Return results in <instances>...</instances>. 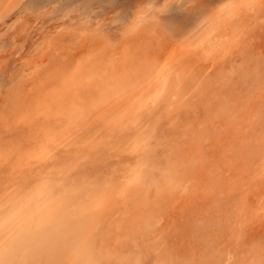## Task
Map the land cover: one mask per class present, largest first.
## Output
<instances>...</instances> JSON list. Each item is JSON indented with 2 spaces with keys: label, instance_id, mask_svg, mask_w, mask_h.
<instances>
[{
  "label": "bare ground",
  "instance_id": "obj_1",
  "mask_svg": "<svg viewBox=\"0 0 264 264\" xmlns=\"http://www.w3.org/2000/svg\"><path fill=\"white\" fill-rule=\"evenodd\" d=\"M173 1L165 0L160 9ZM15 2L0 0V13ZM137 9L120 32L118 46L77 56L73 65L78 69L61 62L65 47L60 41L66 31L85 37L92 30L88 26L42 30L18 58V78L32 84L33 94L13 111L10 123L32 130L16 144L0 143V168L11 169L0 186V208L45 181L57 186L59 197L52 224L24 259L27 264H143L140 228L147 227L145 219L158 216L171 238L167 253L160 255L172 260L161 256L155 264H189L186 255L210 257V245L230 247L236 264H264L260 248L249 249L252 242L244 247L240 241L247 229L264 224V0H232L204 16L180 41L164 36L161 22ZM83 37L79 41L85 44ZM6 56L0 54V65ZM83 66H92L93 74L88 76ZM193 95L199 105L188 101ZM197 105L204 110H196L168 141L169 165L187 162L171 186L161 179L155 190L137 185L132 170L117 191L118 183L107 180L82 194L78 186L91 178L78 170L107 137L121 139L114 157L138 155L162 118L190 114ZM20 260L16 252L0 251V264Z\"/></svg>",
  "mask_w": 264,
  "mask_h": 264
},
{
  "label": "rangeland",
  "instance_id": "obj_2",
  "mask_svg": "<svg viewBox=\"0 0 264 264\" xmlns=\"http://www.w3.org/2000/svg\"><path fill=\"white\" fill-rule=\"evenodd\" d=\"M231 1L232 0H174L173 2L169 3V5L161 9L160 6L163 5L165 0H19V2H15L13 7H11L9 10H6L7 12L3 11L4 13H0V54H6L8 56H6L5 60L0 65V143L7 144L9 146L11 144H16L18 139H26V137H28L30 134L29 130H32V128L28 125L17 124L16 126V124L10 123V120H12L11 118H14L12 117V114H14L13 111L17 110V108L23 103L24 99H29V97H31L33 94V87H30L32 84L28 82L25 84L22 78H18L17 70L20 68L18 58H20V56L29 47L34 36H36L42 30H56L61 24H72L76 26L81 25L85 27L88 26L92 29L91 32L85 37L82 36V33H75L73 30V33H71V31H66L63 33V39H61L60 42L65 47V51H63L65 53H63V55L61 52L62 56L59 55V58L64 65H66L70 70H73V68L78 69L79 67L77 65H73V62L76 64L75 58L77 56L80 58H83L86 55L92 57L99 53L104 54L108 50L112 51L113 49L111 48L115 49L118 46L120 32L122 31L123 27L129 23L133 17V13L138 10L137 7L139 9H143L148 17L154 21H157L156 23L159 24L161 22L160 24L162 34L164 36L174 41H180L187 38L188 35L194 32L193 30L196 29L197 25L204 16H212V13L215 14L218 10H220V8ZM196 32L199 31L195 30V33ZM100 35L103 36V38H101ZM82 37L84 40L88 39L85 41V44H82L79 41ZM90 38L93 39V42H90ZM54 54L55 55H53V59L54 57H58V52L55 51ZM67 54L70 55V58ZM72 54L74 55L72 56ZM86 67L87 66H83L82 69ZM86 69H89L88 76L93 74L92 66H88ZM22 85L24 86L22 87ZM193 96L188 101L190 103L194 102L193 104L199 105L201 102L198 100V97L196 95ZM199 108L204 110L202 106H198V108H195V111L193 109V112L190 114L176 112L173 114V118L171 120H168L169 118L165 117L162 118V121L160 120L153 129L152 138H150L149 135L148 139L146 140L143 151V153L145 152L146 154L139 152L137 155L136 153L134 154L132 152H128V155L124 154L122 158L114 157V154H116L114 152L118 150L117 147H120L118 145H121L117 141H120L121 139L113 136L107 137L106 139L108 140L104 141V147L105 145L106 147L104 148L102 145V148L100 147L98 149V153L92 156L90 160H83L84 162L82 161V166L78 170V173H88L91 178L86 182V185H83L82 188L78 186L79 189H83L84 192L82 194L85 196L87 188L91 190L94 186L96 187V184L100 183V181L105 183L107 180L116 181V183H118L116 188H114L115 191H117L118 188L127 184L124 180V177H129V174H131L132 170L137 171L136 176L138 179L134 182L137 185L149 184V186L152 187L151 190H153L154 187L155 189L158 188L157 186L159 185L161 179L165 180L167 184L169 183L168 186H171L172 183H174L175 180L180 176V173H178L180 172L179 170L183 166L187 165V162L183 161L179 165L177 164L178 166L172 163L175 169H173L171 164L169 165L171 160L167 158L168 154H171L172 147L169 149L167 148L168 141L172 139V137L174 139L176 138V128H180L181 125L186 122V120L189 121L188 117L191 115L193 117L194 112H196V110H200ZM203 110H201V112L199 111V113L203 114ZM183 117H185V119H183ZM155 118L156 117H152L151 121H153ZM177 119L181 120L179 121ZM4 122L6 123L4 124ZM108 143L110 144L108 145ZM25 144L26 142L24 145ZM166 149L167 155L165 156ZM151 151L153 155L150 154ZM154 153L157 157H155ZM164 156L166 157V160L163 158ZM148 157L151 158L150 161L154 163L148 161ZM130 159H132V161ZM170 166H172V168ZM168 168H171V170L169 169V172L167 171ZM176 169L179 170L177 171ZM10 170L11 169L9 165H5L0 168L1 187L2 184L8 180V176L11 174ZM171 171L175 172V174H173ZM160 172L166 175V179L162 178H165V176L164 174L161 175ZM149 175L151 177H149ZM152 178L154 181L155 179L157 180L154 182L152 181ZM168 179L170 180L168 181ZM167 184H164V186ZM74 187H71V189L74 190ZM144 223L147 227H143V229L140 228V232L142 233L140 238L143 239L138 240V243L142 244L143 249H145L143 250L142 263L151 264L154 262L153 264H155L156 261L162 260L163 255H160L163 254L162 252L167 253L165 248H167L168 244L171 245V241H169L171 238H168L169 236L164 233L168 230L165 229L166 227H164V220L162 217H150L145 219ZM147 228H149V230ZM257 228L251 230L247 229V232L245 231L242 234L243 236L241 237L240 241L241 243H244L242 244L244 247L246 244H250L252 242V245L248 244L249 247L247 245L246 247L250 249V247L257 246L263 251L264 256V224H260ZM156 230H158V234ZM253 230H257L258 233ZM152 231L155 232L153 233ZM201 233V230L197 232L199 235H201ZM146 238L148 239V242ZM150 239L153 241L151 242L152 244H149ZM140 240H142L141 242L143 243H141ZM158 243H160V245ZM209 245L210 244H208V246ZM210 247L214 248L215 251L213 250V255L206 251L208 253L207 255L210 256L207 258L206 256L204 257L206 261L203 259V256L201 257L200 255L198 256V259L191 258L192 255H186V262L188 261L189 263L191 261L189 264H202L201 261H203L204 264H236V260L233 257L234 251L230 247H222V249L224 248L225 250L220 248L216 249L213 245H210ZM153 254H156V257L158 258H156ZM215 256L217 258L215 260L212 259ZM163 258L171 259L172 257H170V255H165ZM208 258L209 261L207 260Z\"/></svg>",
  "mask_w": 264,
  "mask_h": 264
},
{
  "label": "clouds",
  "instance_id": "obj_3",
  "mask_svg": "<svg viewBox=\"0 0 264 264\" xmlns=\"http://www.w3.org/2000/svg\"><path fill=\"white\" fill-rule=\"evenodd\" d=\"M56 187L45 181L7 209L0 208V251L16 252L21 257L20 264H27L24 257L52 224L59 199Z\"/></svg>",
  "mask_w": 264,
  "mask_h": 264
}]
</instances>
